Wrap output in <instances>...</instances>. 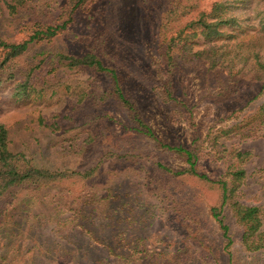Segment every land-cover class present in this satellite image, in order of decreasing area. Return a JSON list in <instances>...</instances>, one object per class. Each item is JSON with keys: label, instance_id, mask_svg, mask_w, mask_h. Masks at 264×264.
<instances>
[{"label": "rangeland", "instance_id": "374dc122", "mask_svg": "<svg viewBox=\"0 0 264 264\" xmlns=\"http://www.w3.org/2000/svg\"><path fill=\"white\" fill-rule=\"evenodd\" d=\"M220 1L85 0L71 12V0H0V36L9 42L67 23L52 39L32 44L13 75L0 74V126L8 130L10 150L49 170L97 168L87 179L18 186L0 197V264H264V248L239 243L231 215L228 262L210 215L219 202L216 186L157 168H184L183 158L161 146L188 147L196 137L199 170L211 178L233 165L232 151L250 153L237 200L260 209L264 233L263 96L254 99L260 85L251 81L261 74L254 55L264 62L259 18L220 28L215 69L184 62L189 53L181 49L172 52V67L166 58L170 38ZM174 9L178 15L165 28ZM186 47L196 52L206 42L188 38ZM87 53L115 70L155 139L134 130L105 74L60 69L47 74L46 85L17 93L25 71L44 57ZM169 77L177 103L166 97ZM232 128L227 136L219 132Z\"/></svg>", "mask_w": 264, "mask_h": 264}, {"label": "trees", "instance_id": "16d2710c", "mask_svg": "<svg viewBox=\"0 0 264 264\" xmlns=\"http://www.w3.org/2000/svg\"><path fill=\"white\" fill-rule=\"evenodd\" d=\"M84 3L85 0H71L69 3L71 6L70 11L73 12ZM177 15V9L169 11L165 18L164 27L166 28L168 23L173 21ZM250 15H252L254 19L259 18L260 26L257 34L259 37L264 38V0H221L219 3L214 4L211 11L208 13H200L195 20L187 23L184 28L175 33L174 37L170 38V45L166 55L168 66H173V64L171 65L172 52L181 49L189 53L188 56L184 58V62L197 65L205 61L208 69H215L221 60L217 56L218 54L213 42L223 36L220 28L225 26L236 27L239 21L250 20V18L242 19L241 17H249ZM66 24L67 23H63L58 26L47 27L44 30L35 31L28 39L18 43L9 42L0 36V52L2 53V57L0 58V74L7 73L13 75V72L17 69V60L32 44L45 39H52L65 29ZM184 33H188V36L184 37ZM198 36H201L205 40L206 47L200 51L192 52L191 48L186 47L187 39ZM181 41H184V43L180 44ZM254 57L256 67L261 73L255 74L251 79L254 84L260 85L254 99H256L257 96H263V103L258 111L259 114L264 116V62L260 59L258 54H255ZM45 67H51V70L46 72L45 76H43L42 73ZM60 69L70 72L87 70L94 72V74H105L110 77L114 81V88L111 94L127 111L129 118L135 124L134 130L139 134L155 139L151 128L142 121L134 104L123 94L118 86L115 70L106 68L102 61L93 53H87L80 57L64 54L44 57L37 65L25 71L23 78L17 83V93L25 94L36 88V86L46 85L45 79L47 74H52ZM165 88L167 99L177 103V100L173 96L170 77L166 82ZM233 131V128L219 130L222 136H227ZM197 139L196 137L188 147L166 144L161 146L167 151L183 158L186 164L184 168L173 170L162 164H157V168L172 177L191 176L206 184L216 186L219 191V202L210 209V215L220 229L221 237L225 241L223 250L226 252L228 262L232 261L230 248L233 245L230 234L231 227L228 223L229 215L232 216L234 224L237 225L241 231L239 243L243 247L251 251L264 248V233L260 232L262 226L260 209L255 206H245L240 204L239 200H237L240 183L245 178V170L242 166L251 158V154L239 150L232 151L230 157L233 161V165L228 166L225 173L220 178H211L199 170L198 162L200 160V150L198 146H196ZM96 171L97 168L79 173L68 170L54 171L44 167H37L33 164L28 155L22 152L15 153L10 150L8 130L5 126H0V197L5 196L18 186L40 188L73 177L87 179L92 177ZM121 241L126 242V240ZM109 249H111L110 251L113 253L111 246Z\"/></svg>", "mask_w": 264, "mask_h": 264}]
</instances>
